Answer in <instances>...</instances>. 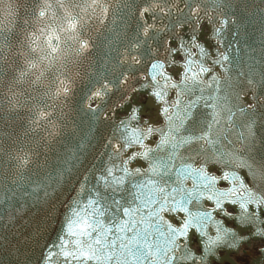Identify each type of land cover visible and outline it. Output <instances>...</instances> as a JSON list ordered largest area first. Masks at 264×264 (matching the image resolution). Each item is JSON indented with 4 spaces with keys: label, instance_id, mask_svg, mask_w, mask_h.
I'll use <instances>...</instances> for the list:
<instances>
[{
    "label": "snow or ice",
    "instance_id": "obj_1",
    "mask_svg": "<svg viewBox=\"0 0 264 264\" xmlns=\"http://www.w3.org/2000/svg\"><path fill=\"white\" fill-rule=\"evenodd\" d=\"M223 4L34 0L22 18L19 0H0L8 111L24 110L49 141L63 134L73 100L108 127L104 158L82 177L55 235L37 226L36 264H249L243 246L253 241L250 264H264V95L251 78L247 102L221 88L240 50L236 17L217 12ZM94 29L126 42L111 69L85 83L73 69L94 47ZM11 161L0 191V219L9 221L66 171L41 176L24 148ZM242 250L241 261L230 259Z\"/></svg>",
    "mask_w": 264,
    "mask_h": 264
},
{
    "label": "water",
    "instance_id": "obj_2",
    "mask_svg": "<svg viewBox=\"0 0 264 264\" xmlns=\"http://www.w3.org/2000/svg\"><path fill=\"white\" fill-rule=\"evenodd\" d=\"M33 2L34 0H19L22 18L25 14L24 6ZM206 6L213 5L209 2ZM217 12L231 13L236 17L235 27L239 31L240 49L231 69L223 74L226 78L221 80V88L240 93L247 102L252 91L247 80L251 78L257 82V95H264V0H224V4L217 7ZM118 32L117 28L116 33ZM116 33L106 29H94L91 32L94 47L82 58L78 68L73 69L81 73L85 83L89 76L105 66L111 69V58L126 42L123 33ZM4 71L6 74L0 76V191L4 190L15 173L11 156L20 148L32 152L33 159L43 166L36 169L41 176L46 173L55 174L57 169H66L64 179L49 189L48 197L35 203L26 212L14 214L12 221L8 220L6 214L0 219V264H36L39 256L37 226L41 227L43 236L55 235L69 204L76 197L82 177L88 175L89 170L94 165H99L104 158L108 127L104 121L93 124L87 116L77 111L73 100L70 102V109H65L68 117L63 134L55 141L47 140L43 131L30 128L24 110L18 113L8 111L6 101L11 72L6 67ZM229 226L234 227L235 222ZM39 242H43L42 238ZM254 242L258 241H253L252 244ZM258 245L259 243H255L251 247ZM239 255H243V250ZM230 259H233L232 255Z\"/></svg>",
    "mask_w": 264,
    "mask_h": 264
},
{
    "label": "bare ground",
    "instance_id": "obj_3",
    "mask_svg": "<svg viewBox=\"0 0 264 264\" xmlns=\"http://www.w3.org/2000/svg\"><path fill=\"white\" fill-rule=\"evenodd\" d=\"M258 247H259V245L257 247L245 248L250 252L249 255L245 258V260L247 262H250V260L252 259L253 256H255V257L258 256V254H259V252L257 251ZM242 256L243 255H239V256H235L234 258H235V260H237L239 262V261H241Z\"/></svg>",
    "mask_w": 264,
    "mask_h": 264
}]
</instances>
